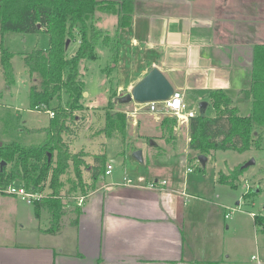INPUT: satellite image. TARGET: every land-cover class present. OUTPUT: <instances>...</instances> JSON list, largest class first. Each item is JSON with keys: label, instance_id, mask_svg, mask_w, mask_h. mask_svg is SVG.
Segmentation results:
<instances>
[{"label": "crops", "instance_id": "0c3cea01", "mask_svg": "<svg viewBox=\"0 0 264 264\" xmlns=\"http://www.w3.org/2000/svg\"><path fill=\"white\" fill-rule=\"evenodd\" d=\"M93 23L103 36H109L108 41L99 42L111 51V69L104 70L114 105L156 67L173 90L182 92L187 104L189 95L199 102L208 91L222 89L239 115L251 113V99L243 91L251 86L254 46L264 44V0H134L131 22L118 32V16L112 10L99 7ZM87 95L83 90V96ZM136 114L129 115L134 120ZM149 120L159 126L151 144L156 159H164L159 163L166 165L176 152L180 134L185 133L189 141V120L179 121L170 140L161 138V119ZM97 155L104 156V165L94 187L66 196L60 191L63 214L54 232L42 200L47 195L31 203L28 224L18 211L21 199L0 195V264H264V246L257 239L259 258L255 260L254 254L243 257L241 243L226 236L228 205L188 193L184 175L179 180L168 168L170 173L160 179L166 184L152 189L147 183L159 180L156 176L113 175L115 159ZM97 155L84 168L87 184L93 183ZM107 164H112L108 174ZM218 177L214 183H220ZM128 178L131 183L126 182ZM216 205L223 211L218 212ZM8 215L14 216L13 224L6 220ZM244 215V231H249V225L255 229V213ZM240 239L241 235L233 237V241Z\"/></svg>", "mask_w": 264, "mask_h": 264}, {"label": "trees", "instance_id": "16d2710c", "mask_svg": "<svg viewBox=\"0 0 264 264\" xmlns=\"http://www.w3.org/2000/svg\"><path fill=\"white\" fill-rule=\"evenodd\" d=\"M116 6L117 8L113 9ZM117 13V30L130 24L134 0L98 1V0H0L1 31L19 33H45L49 38L47 48H33L23 55L29 76L35 74L41 78V87L31 85L29 88V105L31 109L47 107L61 93L68 97L65 106H56L48 126L29 133H43L42 140L36 144L21 142L3 143L0 145V160L6 164L15 162L22 172L25 185L39 189V184L49 178V195L42 200L51 216L50 231H56L63 214V202L60 195L62 181L60 177L67 172L70 164L81 183L80 167L88 166L83 160V153H72L64 135L70 131L69 123L76 122L75 110L83 109L80 99L83 94V82L78 74V65L82 60L95 59V47L102 40H109L108 35L93 23L94 13L99 8ZM79 43L71 55H67L65 47L75 39ZM75 42V41H74ZM14 53L0 43V67L7 83L13 81L11 58ZM114 60V59H113ZM247 99H251V113L239 115L232 106L231 97L222 89L208 91L200 99L206 100L218 111L214 117L199 116L189 118L190 149L205 155L214 149H234L244 151L250 147L264 149V44H256L253 51L251 86L243 91ZM113 100H109L104 109V125L102 132H124L126 117L122 112L113 111ZM161 123L172 131L175 119L165 117ZM78 128V126H77ZM71 132V131H70ZM92 168V185L103 173L104 156H95ZM247 168V167H246ZM246 168L236 167L229 175L220 173V183L236 187V178ZM17 174L0 171V186L15 180ZM40 191V190H39ZM82 192H86L82 191ZM255 194V189L252 191ZM249 193H247L248 195ZM38 201H35L37 203ZM38 205L35 211L38 212ZM78 212V211H77ZM256 223L264 225V215H254ZM76 220H73L74 223Z\"/></svg>", "mask_w": 264, "mask_h": 264}, {"label": "rangeland", "instance_id": "374dc122", "mask_svg": "<svg viewBox=\"0 0 264 264\" xmlns=\"http://www.w3.org/2000/svg\"><path fill=\"white\" fill-rule=\"evenodd\" d=\"M111 27L108 24L107 28L110 32H112ZM74 41L67 46V55H71L75 51L76 45L79 43L78 37ZM1 42L4 47L14 53L11 58L14 76L13 81L7 83L0 67V142L2 144L13 141L36 144L42 140L44 134L39 132L29 133L30 130L48 126L50 117L53 116L49 112L53 113L54 108L58 105L65 106L68 100L67 95L61 93L59 99L54 98L49 103L48 109L50 110L48 111L45 106L31 109L29 105V88L31 85L40 88L41 78L37 74L29 76L23 55L33 48H47L49 46L48 35L45 33L2 32L0 27ZM110 52L108 48L98 42L95 47L96 58L92 60L84 59L78 65V74L83 82V90L88 95L83 96L82 94L80 103L83 109L74 111L77 115V121L74 122L73 120L69 123L71 132L69 131L64 135L70 151L72 153H83L85 163H91L94 155L104 153L109 160L115 159L113 175L116 176L138 177L142 175L148 179L156 176L160 180L170 173L168 168L174 170L173 173L178 175L179 180L183 179L184 175L188 181V193L221 201L228 205V208L224 209L229 216L226 217V224L230 227L226 232V236H232V242L234 243H241L240 252L243 257L248 256L251 258L252 254L258 256L255 242L257 239L258 244L264 246V228L256 223L255 229L252 228V225H249V231L245 232L247 224L244 214L252 212L253 214L264 215V149L250 147L242 152L234 149H214L205 154L207 161L202 166L198 161L200 151L188 147V142L186 143L187 135L183 133L180 134L176 152L172 154L171 162L161 165L159 162L164 163L165 160L156 159L157 155L151 144V138H154L152 136L156 135L159 126L155 121L149 119L151 117H157L159 120L165 117L175 119L171 132L168 128L165 129V125L163 132H160L161 138L170 140L171 133L174 127L179 125L180 118L169 112L150 113L147 111L146 105L136 103L135 100L125 103L117 102L116 105L112 104L113 111L125 114V131L123 133L119 131H113L110 134L103 133L104 109L108 107L109 100H112L111 96L109 98L108 79L105 72V70L111 69ZM187 99L188 109H192L198 114V100L191 95ZM246 107L245 103L242 104V113L245 112ZM131 112L137 113L135 121L129 115ZM205 115L214 117L218 115V111L209 104ZM154 141L158 146V141ZM137 150L142 151L141 161L133 156V153ZM251 159L254 160V163L250 164L237 176L235 188L225 183H214L217 174L229 175L236 167L242 166ZM4 167L7 172L17 174L16 179L11 183L25 184L21 179L22 172L17 163L12 162ZM84 168L83 165L80 167L82 186H80V180L76 177L71 164L67 172L60 177L62 181L61 191L64 192L65 196L67 193H77L92 188L90 181L89 184L85 182V180H88V174ZM48 186L49 178L42 181L37 190L41 191L42 196L48 195L51 191ZM254 189L257 191L255 194L252 192ZM247 193L249 194L247 195ZM64 200L68 202V198ZM17 207L27 223L29 217H26V213L29 215L33 212V205L18 199ZM216 210L218 212L223 211V208L216 205ZM13 217V215H8L6 220L13 224V221H15ZM233 220H235L234 223ZM0 228H2V225H0ZM246 233L250 234L247 235ZM240 235L241 239L239 241H233V237Z\"/></svg>", "mask_w": 264, "mask_h": 264}, {"label": "built area", "instance_id": "2783aa9c", "mask_svg": "<svg viewBox=\"0 0 264 264\" xmlns=\"http://www.w3.org/2000/svg\"><path fill=\"white\" fill-rule=\"evenodd\" d=\"M141 104L146 105L147 111L150 113L169 112L170 114L179 117L180 121L187 119L189 120V118L197 115L193 110L188 109V105L185 102L182 94L175 90L164 100H154ZM49 113L50 115H53L52 112ZM111 170L112 164H107L105 173L108 174L111 172ZM188 170L190 171L191 169L189 168ZM126 182L131 183L132 180L128 178L126 179ZM165 184V180H155L148 182L147 187L152 189H161ZM0 195L15 196L29 204L43 197L39 190L30 188L25 184L16 183H9L5 186H0ZM226 217H228V214H226ZM252 258H256V256H252Z\"/></svg>", "mask_w": 264, "mask_h": 264}, {"label": "water", "instance_id": "95a60500", "mask_svg": "<svg viewBox=\"0 0 264 264\" xmlns=\"http://www.w3.org/2000/svg\"><path fill=\"white\" fill-rule=\"evenodd\" d=\"M68 42L69 40H66L65 47L68 46ZM173 91L174 90L165 75L158 68L154 67L142 80H140L137 84L133 86L130 92L121 96L118 102L125 103L135 100V102L137 103H145L154 100H164L169 97V95H171ZM207 106L208 101L206 100H201L198 102L199 116L205 115ZM0 145H2L1 142ZM133 156L139 161L142 160L141 151L139 150L135 151L133 153ZM198 161L202 166H204L206 164L207 157L203 154H199ZM253 163L254 160L251 159L245 164H243L241 167L246 168ZM5 165L6 162L4 160H0V171L3 170V167Z\"/></svg>", "mask_w": 264, "mask_h": 264}]
</instances>
